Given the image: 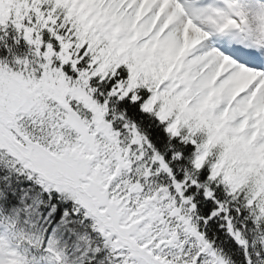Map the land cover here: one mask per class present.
Returning <instances> with one entry per match:
<instances>
[{
    "label": "snow or ice",
    "instance_id": "1",
    "mask_svg": "<svg viewBox=\"0 0 264 264\" xmlns=\"http://www.w3.org/2000/svg\"><path fill=\"white\" fill-rule=\"evenodd\" d=\"M0 264H264V0H0Z\"/></svg>",
    "mask_w": 264,
    "mask_h": 264
}]
</instances>
